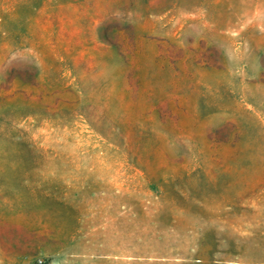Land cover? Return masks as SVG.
I'll list each match as a JSON object with an SVG mask.
<instances>
[{
  "label": "rangeland",
  "instance_id": "1",
  "mask_svg": "<svg viewBox=\"0 0 264 264\" xmlns=\"http://www.w3.org/2000/svg\"><path fill=\"white\" fill-rule=\"evenodd\" d=\"M264 264V0H0V264Z\"/></svg>",
  "mask_w": 264,
  "mask_h": 264
},
{
  "label": "built area",
  "instance_id": "2",
  "mask_svg": "<svg viewBox=\"0 0 264 264\" xmlns=\"http://www.w3.org/2000/svg\"><path fill=\"white\" fill-rule=\"evenodd\" d=\"M36 264H44L42 260H38Z\"/></svg>",
  "mask_w": 264,
  "mask_h": 264
}]
</instances>
